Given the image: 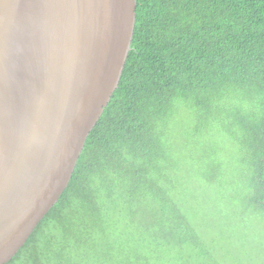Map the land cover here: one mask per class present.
I'll return each instance as SVG.
<instances>
[{
	"label": "trees",
	"instance_id": "1",
	"mask_svg": "<svg viewBox=\"0 0 264 264\" xmlns=\"http://www.w3.org/2000/svg\"><path fill=\"white\" fill-rule=\"evenodd\" d=\"M7 264H264V0H137L119 86Z\"/></svg>",
	"mask_w": 264,
	"mask_h": 264
},
{
	"label": "water",
	"instance_id": "2",
	"mask_svg": "<svg viewBox=\"0 0 264 264\" xmlns=\"http://www.w3.org/2000/svg\"><path fill=\"white\" fill-rule=\"evenodd\" d=\"M137 0H0V264L67 188L119 86Z\"/></svg>",
	"mask_w": 264,
	"mask_h": 264
},
{
	"label": "rangeland",
	"instance_id": "3",
	"mask_svg": "<svg viewBox=\"0 0 264 264\" xmlns=\"http://www.w3.org/2000/svg\"><path fill=\"white\" fill-rule=\"evenodd\" d=\"M225 139H216V140L224 141ZM215 200H216V198H212L210 200V202L208 201L210 203V205L213 207L212 211L214 212L215 209H218L219 211L223 212V214H224L222 219H226V216H228L229 217L228 220H231V222H229V221H225L224 222V224H226V227L224 229L225 235L227 236L230 230H233L234 233L236 232V234H240L242 231H240L239 228L242 229V228L246 227L245 219L242 220V221H238V220H236L234 218L235 215L232 214L234 209H235V211H239L240 210L239 205L237 203L234 205V202L231 199H227L225 202H221L218 205H216ZM196 210H198V207L196 208ZM248 226H250V225H248ZM230 255L231 256H233V255L234 256H240V254L238 252H234V251Z\"/></svg>",
	"mask_w": 264,
	"mask_h": 264
},
{
	"label": "bare ground",
	"instance_id": "4",
	"mask_svg": "<svg viewBox=\"0 0 264 264\" xmlns=\"http://www.w3.org/2000/svg\"><path fill=\"white\" fill-rule=\"evenodd\" d=\"M63 193H64V192H63ZM61 196H62V195H61ZM44 218H45V217H44ZM44 218H42V219L40 220V222H41ZM40 222H39V223H40ZM39 223H38V225H39ZM38 225H37V226H38ZM35 229H36V227L34 228V230H35ZM34 230H33V232H34ZM30 237H31V236H30ZM27 241H28V240H27ZM25 244H26V243H25ZM25 244H23V245L18 249V251L16 252V254L19 252V250H20ZM15 256H16V255H15ZM15 256H14V257H15ZM14 257H13V258H14ZM13 258H12V259H13ZM12 259H11V260H12ZM6 264H7V263H6Z\"/></svg>",
	"mask_w": 264,
	"mask_h": 264
}]
</instances>
